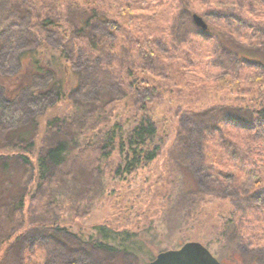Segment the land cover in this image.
I'll list each match as a JSON object with an SVG mask.
<instances>
[{
	"label": "rangeland",
	"instance_id": "1",
	"mask_svg": "<svg viewBox=\"0 0 264 264\" xmlns=\"http://www.w3.org/2000/svg\"><path fill=\"white\" fill-rule=\"evenodd\" d=\"M23 1L33 6L35 17L64 16L68 6L74 4L96 8L114 20L115 34L108 41L111 44L106 54L119 58L109 67L114 70L122 67L126 87L122 88L125 89L123 96L122 89L115 88V93L120 95L118 101L89 115L90 126L83 139L90 140L80 141L82 148L71 154L63 168L74 176L61 177L62 183L58 177V181L44 187L34 200L27 199L25 213L29 222L55 220L62 228L83 235L84 241L80 243L69 235L55 239L51 231H44L53 247L84 256L89 264H107L106 257L92 249L87 241L97 225L156 235L154 244L162 249L154 260L163 252L198 243L221 264H264L259 258L264 254V194L259 193L264 189V136L225 127L205 138L206 164L213 173L233 175L228 179L220 177L219 183L223 185L220 190L211 184L210 194L200 190L195 197H189L194 182L182 177L175 164L182 162L186 153L184 142L178 139L184 115L214 107L248 106L257 102L253 99L264 95V70L240 62L218 44L219 35L233 33L230 41L240 43L249 51L248 55L256 54L257 48L264 52V42L259 41L264 39L263 0ZM184 9L188 10L189 19L183 16ZM195 16L206 25L205 30L196 24ZM179 17L176 33L188 34L182 43L176 42L171 32ZM86 44L79 41L77 49L86 50ZM133 73L134 77L129 78ZM135 77L140 79L142 85L138 88L143 91H132L138 80ZM18 80L5 79L2 84L12 91ZM48 83L49 79L31 82L36 89ZM62 106L63 115L71 114V105ZM142 118L151 120L157 128L153 145L159 146V155L153 163L141 166L131 175L118 176L115 174L121 163L118 151L104 158L97 138L115 124L123 125L125 130ZM93 132L99 135L94 136ZM244 190L252 191L251 199L235 204V199L230 197L235 193L242 195ZM230 217L235 221L240 247L229 244L225 247L227 242L222 232ZM157 227L163 231L160 236ZM13 252L18 253L17 245ZM3 254L2 250L0 259ZM24 256L32 264H43L45 253L35 247L28 249ZM136 259L124 255L115 264H148L142 257Z\"/></svg>",
	"mask_w": 264,
	"mask_h": 264
},
{
	"label": "trees",
	"instance_id": "2",
	"mask_svg": "<svg viewBox=\"0 0 264 264\" xmlns=\"http://www.w3.org/2000/svg\"><path fill=\"white\" fill-rule=\"evenodd\" d=\"M34 13L33 6L23 0H0V252L4 251L0 264H32L24 254L35 247L44 250L43 264H89L84 256L53 247L51 238L44 231H51L55 239L69 235L80 243L84 241L83 235L62 228L55 220L29 222L25 206L27 199L34 200L44 187L58 181V177L62 183L61 177L72 174L63 168L71 154L82 148L80 141L90 140L89 137L83 139L90 126L89 115L103 111L119 100L120 95L115 93V88H126L122 67L116 70L109 67L119 58L112 53L106 54V48L110 49L111 44L108 41L115 34L112 29L117 24L96 8L74 4L68 6L64 16L46 14L35 17ZM182 14L190 18L187 9ZM178 19L180 22V17L175 19L171 32L174 40L182 43L188 34L176 33L177 25L180 26ZM232 34L219 35V47L232 53L240 62L264 70L261 48L256 49V54L248 55L249 51L240 43L230 41ZM79 41L87 42L86 50L77 49ZM259 41L262 43L264 39ZM124 63L122 59L121 64ZM132 76L134 73L128 75L129 78ZM14 78L19 79V83L9 91L2 81ZM35 79H49V83L42 89H36L31 84ZM139 84L142 85L140 79L135 81L132 91H143L138 88ZM124 90L120 92L121 96ZM137 94L136 99L139 100L140 93ZM90 95L95 96L82 99ZM255 100L257 102L248 106L214 107L186 114L180 120L178 139L184 142L186 153L183 161L175 164L182 177L194 182V190L188 193L189 197H195L196 193H201L200 190L210 194L211 184L220 190L223 187L219 183L220 177L228 179L233 176L213 173L206 164L203 149L206 137L221 132L225 127L264 136V95L252 101ZM62 104L72 106L71 114H62ZM93 134L99 135L97 132ZM156 136L155 124L142 118L125 130L123 125L115 124L97 138V144L98 149L104 152V158L118 151L121 163L115 174L124 177L157 159L160 149L153 145ZM259 191L264 194V189ZM251 193L244 190L242 195L235 193L236 196L230 198L238 204L242 199L250 200ZM156 229L160 231L159 236L163 234L161 229ZM149 235L148 231L131 233L97 225L92 228L87 243L106 257L104 261L107 264H115L124 255L136 260L142 257L149 264L162 249L154 244L156 235ZM222 238L227 242L225 247L227 244L241 246L231 217L223 227ZM16 245L17 254L13 252ZM259 258L264 262V254Z\"/></svg>",
	"mask_w": 264,
	"mask_h": 264
},
{
	"label": "water",
	"instance_id": "3",
	"mask_svg": "<svg viewBox=\"0 0 264 264\" xmlns=\"http://www.w3.org/2000/svg\"><path fill=\"white\" fill-rule=\"evenodd\" d=\"M196 24L205 30L206 25L194 17ZM151 264H221L210 252L198 243H188L179 250L159 254Z\"/></svg>",
	"mask_w": 264,
	"mask_h": 264
}]
</instances>
